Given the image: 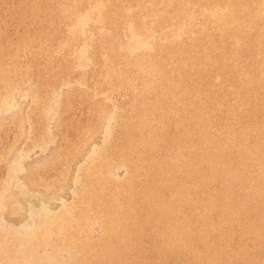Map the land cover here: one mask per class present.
Masks as SVG:
<instances>
[{"label": "bare ground", "instance_id": "obj_1", "mask_svg": "<svg viewBox=\"0 0 264 264\" xmlns=\"http://www.w3.org/2000/svg\"><path fill=\"white\" fill-rule=\"evenodd\" d=\"M0 264H264V0H0Z\"/></svg>", "mask_w": 264, "mask_h": 264}]
</instances>
